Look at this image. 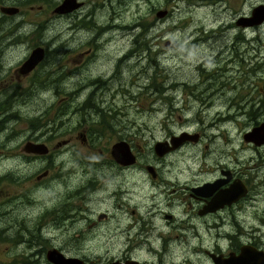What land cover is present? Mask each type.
Returning a JSON list of instances; mask_svg holds the SVG:
<instances>
[{"label": "flooded vegetation", "instance_id": "flooded-vegetation-1", "mask_svg": "<svg viewBox=\"0 0 264 264\" xmlns=\"http://www.w3.org/2000/svg\"><path fill=\"white\" fill-rule=\"evenodd\" d=\"M112 2L118 4L120 0ZM195 2L209 17L197 29L201 34L192 45H203V49L199 47L203 65L214 64L206 74L224 68L221 74L230 78L232 85L228 86L234 90H226L228 86L212 90L214 82H204L202 77L194 83H176L168 76L167 89L180 90L182 105L176 109L175 99L168 97L162 111L173 120L172 125H196L197 129L173 132L158 126L155 130L164 134L159 138L152 135L148 155L137 144L133 149V139L128 140L131 135L125 134L131 125L112 123L117 126L118 138L109 137L116 128H111L107 119L115 120L116 112L106 105V99L116 94L130 96L131 87L138 95V69L132 74L136 81L132 85L129 82L128 87L125 79L112 84L104 81L118 61H123L125 74L130 75V66L135 67L131 63L138 61L135 50L127 66L130 43L109 60L106 69L95 67L101 61L95 50L102 44H96L92 33L85 49L73 52L66 61H70V67L64 70L63 63L55 64L50 59L54 47L60 53V31L56 44H42L38 22L34 34L38 42L26 45L28 50L12 66L7 58L12 56L13 40L0 35V133H8L0 145V156L4 148L7 152L0 160L8 163L0 170V185L4 186L0 188V239H9L21 251L22 264H52L46 254L53 251L61 259H75L82 264H215L214 259L216 264H228V259L237 257L243 247L264 254V234L255 235V228L250 226L259 221L255 212L261 210L264 227V139L260 141L259 134L247 136L264 124V71L254 77L255 60L264 63V56L256 47L255 37L249 39V33L264 24V20L255 24L251 19L254 7L264 5V0L185 1L187 5ZM59 3L56 11L59 4L51 6L49 14L74 13L82 6L73 0L76 7L64 11L67 1ZM45 6L46 0H0V7L16 8L11 13L0 11V25L10 26L13 16L22 17L33 10L45 12ZM106 6L103 4L99 14H106L107 9L110 14L112 5ZM1 19L8 21L2 23ZM21 24L17 21L12 25L13 33ZM92 28L90 24L88 30ZM35 48L42 49L41 58H33L23 67ZM211 49L219 50L217 57L208 54ZM223 50H228L229 56L222 57ZM101 84L105 89L110 86L108 91L95 93ZM201 86L210 90H199ZM252 88L261 92L255 96ZM47 93L60 96L52 107L38 109V102L34 109L25 111L33 99ZM83 96L100 105L80 122L72 110H90L84 104L75 107ZM182 112L189 116L181 118ZM30 131L35 135L24 138ZM104 131H109L108 135L101 134ZM137 132L133 138L138 137ZM182 133L190 138L170 143L172 137ZM105 138L111 145L102 150L97 145ZM118 142H124L134 158L129 166H121L111 158L110 148ZM159 142L167 146L156 153L154 145ZM37 145L42 146L39 153L35 152ZM16 159L20 160V169ZM137 164L138 175L149 177L151 202L133 206L129 215L134 219L127 223L126 174L133 172ZM23 175L24 181L20 179ZM32 187V194L26 196L24 190ZM35 193L39 198L33 197ZM31 225L40 229L38 235L30 234ZM28 236L34 241L25 239ZM32 249L39 257L36 260L30 257Z\"/></svg>", "mask_w": 264, "mask_h": 264}, {"label": "rangeland", "instance_id": "rangeland-1", "mask_svg": "<svg viewBox=\"0 0 264 264\" xmlns=\"http://www.w3.org/2000/svg\"><path fill=\"white\" fill-rule=\"evenodd\" d=\"M40 1L43 2V0ZM77 1H80L82 6L74 13L71 12L61 16L49 14V9L51 10L52 5L53 8L61 3H59V0H46L45 12H41V10L35 12V10H33L31 13L25 14L22 17L13 16L12 22L9 23L10 26L0 25V35L6 37L5 40L7 38L13 40L14 43L12 46V56L10 59L7 58V63L12 66L26 53L28 50L26 45L32 46V44H35L34 41L38 42L36 36H34L37 31L42 34L40 38L42 44H56L57 40H55V37L58 31H60V41H58L62 43L60 53L58 55L57 50H54L55 47L53 46L54 48L50 53V59L55 64L63 63L64 66L62 68L64 70H67L70 67V61L67 63L66 61L73 57V52L85 49V44H87L92 33H95L96 44H102V46H98L95 50V54L99 56L97 58L101 59L100 63H96L95 67L99 66L100 68L106 69L109 60L118 55L122 47L126 44H131L127 48V66L133 61L135 50H138V48H143L144 50L149 48V52H156L157 60L147 58V53L142 52L138 55V61L131 63L134 64L135 67L130 66V75L125 74V64L123 61H118L117 65L120 71H115V63L111 69V73L107 78H104V81L109 84L119 83L125 79V87H128L129 82L132 85L136 81L132 74L138 69V81H136V83H138V95H135V87H131L130 96L116 94L115 98L106 99V105H110L113 111L116 112L115 120L107 119L108 125H110L111 128H116V132L109 137H112V140L118 138L117 126L112 123L122 122L123 126L131 125L129 131H127V127L125 131V134L131 135L128 136V140L133 139L131 144L133 149L135 148V144H137L144 149L143 154H147V147L152 135L154 138H159L164 134L162 130H155L158 126L163 128L168 127L173 132H178L180 130H186L189 132L196 131V125H172L173 120L168 117L165 111H162V108L167 106V102L161 99L159 92L161 89L163 96H168L171 99L174 98L176 101L175 108L178 109L182 105V100H180V90L167 89L168 76L170 77L169 79H173L176 83L179 80L194 83L197 78L204 74V72H207L214 66L213 63H210L205 69H202L200 63L204 58L199 59V47L202 49L204 47L203 45H192V40L201 34L197 29L203 27L204 22L206 21L205 19H208L209 17V13L206 18L207 14L204 9L199 8L196 2V5H187L185 3L186 0H138V3H136L137 0H120V3L118 4L113 3L112 0ZM255 1L258 2L260 0ZM103 4H106L107 6L108 4L112 5V8H110V14L108 13V9L106 14H99V12L103 10ZM159 10H165V13L162 16H155V12ZM219 12L220 10L217 11V13ZM1 20H4L2 23H7L8 21L6 19ZM17 21L22 24L20 28L13 33V27ZM38 22L41 23L42 28H39L36 31V28H38ZM90 24L94 26L92 30H88ZM98 29H101L102 32ZM251 36L255 37L256 47L259 46L261 48L260 52L263 53L264 56V24L260 26L259 29L249 33L250 40ZM144 41L146 43L143 47L142 43H144ZM172 42L173 46H171ZM90 48L93 50L92 45ZM221 53L223 54L222 57L229 56L228 50H223ZM6 54L8 55L9 51H7ZM208 54L217 57L219 50L211 49ZM105 57H107V59H105ZM147 64L153 65V69H159L161 72V78L157 77L152 81V74H150L151 70L147 67ZM147 80L161 84L158 89H153L150 86H147ZM105 87L104 84H101L99 88L95 90V93L106 92L110 86L107 89H105ZM51 90L52 88H49L48 92ZM252 91L255 92V96L258 95V91L261 92V90L253 88ZM59 97L60 96L56 98L52 97L50 93L41 94L39 95V98L32 100L30 105L26 107L27 109L25 111L28 112V109H34L38 102H40L37 106L38 109L52 107L56 103V99ZM80 104H84L90 109L72 110V113L77 116V120L80 122H82L83 119L89 118L92 115L91 110L93 109L94 112L97 111V108L100 105L98 104V101H92L89 98L84 100V96L77 100L75 107H78ZM154 113H156L157 116H153ZM187 116H189V113L186 112H182L180 115L181 118ZM105 117L107 118L108 116L106 115ZM22 127H24V122H22ZM136 132L138 137L133 138L132 136ZM108 133L109 131L101 132V134L104 135H108ZM122 133L124 132L122 131ZM33 135H35V132L30 131L24 138ZM7 136V132L0 133V145L1 141ZM5 143L6 142H3L2 144L5 145ZM98 143L97 147H102V150L111 145V142L106 138ZM76 144V142H73V145ZM201 147L202 144L200 148ZM1 152L2 155L0 156V159L7 153L5 148ZM141 158L144 160L143 157ZM97 162L100 163L101 159H98ZM16 163L17 169H20V160L16 159ZM7 165L8 163H2L0 160V170L1 166L5 167ZM139 165H141V163ZM68 169H63V175L66 174ZM138 178H143V180L138 181ZM20 179L24 181V175L20 176ZM126 183L128 196V216L126 220L128 223L134 219L133 216L129 215V210H134L135 208L133 206H137L138 203L149 204L151 202L150 198L152 194L147 189V187L150 186L149 177L142 174L138 175V164L133 172L126 174ZM3 187V184L0 185V188ZM32 189H34V187L28 191L24 190L25 195L30 196L32 194ZM33 197L39 198V195L35 193ZM1 210L2 207L0 208V212ZM143 211H145V209L141 210V213H143ZM255 215H258L260 219L258 222L250 223V226L253 230L255 228V235L264 234V227L261 226V219L263 218L261 210L255 212ZM23 232L24 230L21 231V233ZM10 237L11 236L9 235L8 238ZM25 239H28L30 242L34 241V238L31 236H28ZM8 240L9 239L2 241L0 239V264H22L21 251L16 248L14 244L9 243ZM35 240H37V238ZM262 241L264 243V236H262ZM34 246L35 245H32V247ZM30 257L33 260L39 258L38 255L34 253L33 249L31 250Z\"/></svg>", "mask_w": 264, "mask_h": 264}, {"label": "water", "instance_id": "water-1", "mask_svg": "<svg viewBox=\"0 0 264 264\" xmlns=\"http://www.w3.org/2000/svg\"><path fill=\"white\" fill-rule=\"evenodd\" d=\"M66 1H67V6H65L64 11H68L71 8L76 7V5L73 3V0H66ZM61 4L54 8L55 11L57 10L58 7L61 6ZM0 11L3 13H11V12L16 11V8H14V7H0ZM61 11H63V10H61ZM164 13H165V10H159V11L155 12V16H162ZM241 19L242 18H239V22ZM251 19L255 20V24L264 20V5L259 4V5H256L254 7V9L252 10V13H251ZM41 52H42L41 48L33 49L29 58L23 63V67L24 66L27 67L33 58L34 59H40L42 56ZM251 134H254V135L259 134L258 138L260 141L262 139H264V124H261L258 128L253 129L252 132L249 133L247 136L250 137ZM189 138L190 137L188 135L182 133L178 137H172V139H170V143L173 142L175 144H178L182 140H186ZM191 139H193V137ZM163 146H167V143L166 142L156 143L154 145V151L156 153H160L159 149H162ZM35 147H36L35 152L39 153V148H41L42 146L37 145ZM110 155H111V158L116 163L120 164L121 166H129L130 164H132L134 162V158H133L132 154L130 153L128 146L124 142H118V143L113 144L110 148ZM146 170L151 175V173H152L151 168L148 167V168H146ZM46 258L52 264H82V263H80V261L75 260V259H61L60 257L57 256V254L54 253V251L48 252L46 254ZM213 261L216 264L215 259ZM228 261H229L228 264H264V254L262 251L257 250L255 248L243 247V248H241L240 253L237 257H234V259H231V260L228 259ZM226 263H227V261H224L221 264H226ZM126 264H136V263L126 262Z\"/></svg>", "mask_w": 264, "mask_h": 264}, {"label": "trees", "instance_id": "trees-1", "mask_svg": "<svg viewBox=\"0 0 264 264\" xmlns=\"http://www.w3.org/2000/svg\"><path fill=\"white\" fill-rule=\"evenodd\" d=\"M144 34H143V36H144ZM138 36H139V34H138ZM138 39H139V37H138ZM145 43H146L145 41H144V43H142L143 44V47H144ZM142 52L147 53V58H149V59H156V52H149V48H146L145 50L143 48H138V55H140ZM237 64L238 65L241 64L239 58L237 59ZM147 67L151 70L150 71V74H152V81H154V79L157 78V77H160L161 78V72H160L159 69H153L154 66L153 65H148V64H147ZM213 70H216V71L212 75H208V74H206V72H204V74L200 76V77H202V79H203L204 82H207V81L214 82V87H213L212 90H217V89L225 90L226 86L232 85V84L229 83L230 78L227 77L226 75H222L221 74V71L222 70H225L224 68H221L220 67V68H215ZM262 71H264V63L263 62H258L257 60H255V64H254V77L256 78V74H259V72H260V75H262ZM160 84L161 83H155V82L148 81V85L147 86H150L153 89H156V88L158 89V87L160 86ZM174 85L177 86L176 83ZM232 87L230 88V86H228V88L226 90H228V89L234 90ZM202 88L204 90H210V89H208L206 87H202V86L199 87V90H201ZM162 94L163 93H161V89H160L159 96L161 97L162 100L168 102L169 101L168 96H165V95L163 96ZM31 230H32V233H30L31 235H38L39 232H40V229L38 227H35L34 225H31L29 227V231H31ZM21 262H23V259H21Z\"/></svg>", "mask_w": 264, "mask_h": 264}, {"label": "bare ground", "instance_id": "bare-ground-1", "mask_svg": "<svg viewBox=\"0 0 264 264\" xmlns=\"http://www.w3.org/2000/svg\"><path fill=\"white\" fill-rule=\"evenodd\" d=\"M135 27H136V25H135ZM135 27H134V29H135ZM254 31H255V30H254ZM202 62H203V61H202ZM202 62L200 63L201 68H202V69H205L206 66L209 65V64H205V65H203ZM115 71H117V72L120 71V69H119V67H118V65H117V62H116V69H115ZM124 76H125V75H124Z\"/></svg>", "mask_w": 264, "mask_h": 264}]
</instances>
